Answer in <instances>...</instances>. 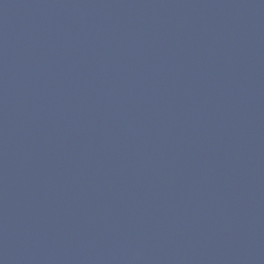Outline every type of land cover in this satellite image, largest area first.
I'll return each mask as SVG.
<instances>
[{
	"label": "water",
	"instance_id": "water-1",
	"mask_svg": "<svg viewBox=\"0 0 264 264\" xmlns=\"http://www.w3.org/2000/svg\"><path fill=\"white\" fill-rule=\"evenodd\" d=\"M0 264H264V0H0Z\"/></svg>",
	"mask_w": 264,
	"mask_h": 264
}]
</instances>
